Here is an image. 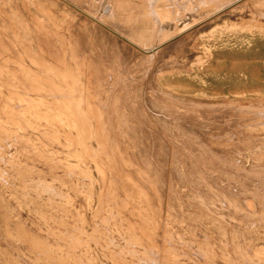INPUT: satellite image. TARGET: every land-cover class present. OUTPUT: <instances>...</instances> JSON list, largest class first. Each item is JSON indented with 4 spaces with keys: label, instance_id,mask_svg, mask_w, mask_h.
Listing matches in <instances>:
<instances>
[{
    "label": "rangeland",
    "instance_id": "374dc122",
    "mask_svg": "<svg viewBox=\"0 0 264 264\" xmlns=\"http://www.w3.org/2000/svg\"><path fill=\"white\" fill-rule=\"evenodd\" d=\"M0 1H4L3 3L0 2V43L6 48L8 46L9 49L11 43L15 41L12 40L14 31L16 32L20 30L17 33L19 34V39L20 37L22 39V41L21 39L20 41L25 46V53H23L24 57H27L26 60L29 59L27 60V63H29L31 59L33 69L36 70V75H39L37 76V78L39 77L38 84H42L41 86L39 85L36 94L38 97H43L48 92L54 90H50V88L53 87L47 82L48 78L46 77L48 74L45 73L47 72L45 67L48 66L53 59H59L62 57L66 42L52 31L47 22L43 18L41 19L39 14L34 12L36 7L34 4L27 5V3L21 2V0ZM79 2L82 6L79 5ZM52 3L55 13L57 12L56 15H61L63 13L67 15V12H70V15H67L71 18L68 29L71 38L70 49L72 50L73 55L75 56L74 60L81 71L80 82L83 87L81 101L85 109L91 107V117L93 116L91 118L93 120V122L91 120V126L94 129L93 132L95 134L92 133V135L96 138L94 137L91 139V147H95L96 143L93 141L94 139L102 140L100 137H104L105 144L101 142L100 145L102 147L104 145L102 148L104 152H108L113 156L116 169L112 171L111 169L106 168L104 176L101 177L97 174L94 175L97 182L83 185L79 189L78 182H76V179L72 177L70 172L71 166L75 165L73 161L75 162L74 159L77 156L76 150H78V148L76 145L72 148H66L62 145L63 142H76V137L74 138L75 135L66 130L64 126H61L60 124L57 125L49 117L44 118L39 116V120L37 118L36 132L43 135L41 136L39 133V135L36 134L37 138L39 136L37 139L39 143V147L37 148L38 151L36 150L33 156L27 157V154L18 150L20 154L19 173L17 176H14L12 172H8L9 170L7 171L10 178H16V180H14L16 187L14 189L8 187V190H4L0 187V264H66L67 262H70L69 264H150L146 261V258L149 260H155L157 254V252L149 251L147 249L149 238L146 235L148 233L147 228L151 225L150 223H152L151 238L155 241L157 246H162L161 239L164 232L167 231L169 233L165 235L166 238L164 237V239H166L164 244H167L169 240L171 241L169 242L171 254L169 263H172L173 261L175 264H208L205 260H200L197 257L199 254L201 255L199 251L205 249L204 251H206L207 255L217 259L220 264H248L250 260L251 262L249 264H263L264 216L262 215H264V172L262 171H264V163H262V161L264 162V160L257 163L254 159L258 154L264 152V141L262 137H259L256 134L249 135L239 133V125L245 120V118L240 117L244 113L243 109L233 105L228 106L226 103L204 97V94L211 95L214 91L217 92V90H220V92H222L225 89H223L224 87L213 84L215 81L213 76L200 74L196 65L197 60L204 61L205 59V53L201 50L202 46H212L210 41L211 38H208L207 35L204 36V34L211 36L210 34L213 32L211 30L217 24H219V27L216 26L214 32H222L225 36L223 40L216 39L218 41L216 42V48L214 50H217L218 52H227L229 48L228 46L235 44L236 38L241 35H245L253 40L264 39V30H262V33L259 35V29H256V27H259L258 24L264 25V22L261 20L253 22L248 11L242 13L236 12L233 15H227L228 17H225L227 18L225 19V22L227 21L228 24L231 23L232 25H237L238 27L245 29H247V26L251 27L254 32L252 29H250L251 31H240L238 28L236 31H239L238 33L240 34H237L235 35L236 37H234V35L228 31L229 28L224 27L219 22L217 24L210 23L205 26L203 25L201 26L202 28H196L192 30V32L184 34V36L181 35L179 37L177 36L178 33H175L168 38V41V39H164L161 36L162 33L167 31L166 27H162L161 32L159 33V37L160 39L162 38V40L158 37V40H155L156 43L151 44L148 32L145 28L132 27L124 24L123 21L106 20L105 22H99L100 24H96L95 21H99L96 18L101 7H103L104 0L102 2L100 0V3H102L99 4L100 7L97 3V5H90L85 2V0H79L78 2L75 0H59L57 2L56 0L55 2L52 1ZM85 5H87V7ZM9 8L12 9L10 10ZM8 13H10V15ZM15 13L20 17L17 20H15V18L18 17H14V15H16ZM11 15L13 17H11ZM229 18L233 19L231 20ZM85 19H88V22ZM16 22L19 23L17 24ZM19 24H21L20 28L18 26ZM93 24H95V26ZM22 26H25L26 29L24 27L22 28ZM27 26L29 29H27ZM98 26L101 28H98ZM109 26L113 28L111 29ZM114 30L119 33H115ZM140 30L144 31L143 35H140ZM196 30L198 31L197 34ZM26 31L30 33L31 36ZM250 32H253L254 35H249ZM32 36L33 38H31ZM227 36H229L228 39ZM146 46H149V48L147 49ZM155 47L159 48V50L162 47L161 49L163 50H158L159 52H156L157 55L155 61L150 62L146 54L150 49H154ZM138 50L141 51L138 52ZM142 51H144V55L141 54ZM139 53L141 55H139ZM183 53L184 57L182 55ZM2 54H4L6 58L14 56L7 52H3ZM39 54L41 55L39 56ZM158 55L159 57H157ZM46 57L49 58L47 59ZM35 58L38 60H35ZM39 59H42V61ZM181 60H183V62ZM37 63L40 64L41 69ZM226 65L229 66L228 60L226 61ZM143 67L145 69L147 68L146 70L149 73L143 69ZM148 68H150V70ZM155 70L157 73H163L164 70L165 72L162 75H158L154 72ZM142 71L145 73L142 74ZM172 71L174 72L172 73ZM40 77L43 82L40 81ZM149 81H151V83ZM204 86H206V88ZM155 87H157V89ZM159 89L160 91H158ZM197 93L199 95H197ZM195 100L197 102H195ZM207 103L208 105L210 104V106H208ZM220 105L222 107H220ZM213 111L216 112L213 113ZM191 113L193 115H191ZM248 116L251 117L249 114L246 118H249ZM53 127L56 128L57 131L60 130V132L58 131L62 142H58L60 144L53 142V135L50 134L53 132ZM50 129L51 132H48ZM62 132H65L64 134L66 136L63 135ZM230 133H232V135ZM72 134L74 136H70ZM209 135L211 136L209 137ZM245 135H248L250 139L252 138L251 141L247 140L249 137ZM225 136L228 138L226 139ZM241 136L243 138H241ZM40 137L42 138L40 139ZM70 137L73 138L70 139ZM233 137H235V139ZM42 139L46 142L41 141ZM252 140H254V142ZM40 143L41 145L43 144V147H40ZM227 143L229 145H227ZM171 145L173 146V149ZM79 149L82 150L81 155L84 154V157L87 150L83 148ZM53 151L55 152L53 153ZM56 153L60 155L57 157L58 160H56ZM41 157L46 158L47 160L42 159ZM65 160L67 161V164H65ZM33 161H35V163ZM235 161H237L238 164L234 163ZM229 162L230 165L233 164V168L228 165ZM221 163L223 167H221ZM224 165L228 166L225 167ZM235 167L237 169H235ZM60 168L61 170H59ZM214 169L216 171H214ZM254 171L258 172L260 175L258 173L256 175ZM81 172L83 176L88 178L89 174L85 168L81 169ZM244 173L247 174V176L249 175L248 179ZM113 174H115V177ZM62 175L64 177H62ZM39 178L41 180H39ZM115 178L117 181L116 184L113 182ZM250 178L252 179L250 180ZM62 179L66 180L63 181ZM253 180L258 183L255 184ZM63 182L65 183V187ZM107 182H109L110 185ZM221 182L225 185H222ZM71 185L73 186L70 187ZM207 185L210 186L208 187ZM253 187L255 189L258 187V189L255 190ZM241 188L244 193L241 191ZM229 190H232L231 193ZM116 191L118 192L117 195ZM95 193L96 195H94ZM30 194L32 196H30ZM67 194H70L73 198H71L72 200L68 203L65 200ZM262 195L263 199H261ZM215 196H219V198ZM123 198H126L127 200L124 199L125 201H123ZM197 200L202 204L205 202V204L202 205L197 203ZM251 201L253 202L251 203ZM257 201L259 202V205H257ZM221 202L223 204L222 206L220 205ZM110 203L111 205H108ZM125 204L127 205L125 206ZM253 204L256 205L251 207ZM260 204H262V206H260ZM123 205L125 208L122 207ZM219 206H221L222 209H220L221 207ZM207 207H209L210 210ZM201 208H204L205 211ZM243 210L244 212H242ZM213 213L216 214L214 215ZM220 213L221 215H224L221 217ZM214 218L216 219L214 220ZM162 219L166 220H164V223L166 222L165 224ZM133 220L136 222L135 224L133 223ZM218 221H220V224ZM198 224L200 226H198ZM229 224L231 225L229 226ZM74 227L86 231V234L84 235L79 231H75V237L81 238L80 248L78 249L72 247L69 239V233L73 231L72 229H74ZM142 227H144V229H142ZM220 230L223 232L221 233ZM227 231L228 233H226ZM218 233L223 236L220 237ZM227 234L230 237H228ZM145 236L146 238H144ZM169 237H171V239L168 240L167 238ZM139 238H141L140 244L143 248L141 246H137L135 250H130L128 248V252L127 249H125L124 253L129 254H124L125 258H123L120 255L121 247L123 245L125 246L126 242H131L133 239L138 240ZM89 239H91L92 242ZM238 240L240 242H238ZM219 241H221V244ZM228 243L230 244L229 247ZM69 245L70 247H68ZM171 247L174 248L172 249ZM244 247L247 248L245 249ZM248 250H250V252H247ZM67 254L70 257L67 256ZM133 255L135 259H133ZM130 256H132V259L129 258ZM176 256H178V258ZM77 257H79L78 259L81 258V260H77ZM175 257L177 258L176 260H174ZM192 257L195 258L193 259ZM67 258L71 260L69 261ZM243 258L247 261H243ZM248 258H250V260ZM196 259H199L200 261H197ZM66 260L68 261L66 262ZM75 260H77L76 263Z\"/></svg>",
    "mask_w": 264,
    "mask_h": 264
},
{
    "label": "bare ground",
    "instance_id": "6f19581e",
    "mask_svg": "<svg viewBox=\"0 0 264 264\" xmlns=\"http://www.w3.org/2000/svg\"><path fill=\"white\" fill-rule=\"evenodd\" d=\"M10 1V0H9ZM13 1V0H12ZM18 1V0H17ZM53 2H55L56 0H21V2L27 3L28 4H34L36 7L34 9V12H36L37 14H39V16L41 17V19L43 18L48 26L52 29V31L54 33H56V35H58L59 37H61L63 40H65L66 42V47L65 50L63 51L62 57H60L59 59H53L52 62L45 67V70H47V72H45L46 74H48V76L46 78H48L47 82L50 86H52L54 89L53 91L48 92L47 94H45L43 97H38V95L36 94L37 89L39 88L40 83L38 84V79L36 75V70L33 69V65L31 63V59H30V64L27 63V57H24L25 53V46L22 44V39L20 41L19 39V34L17 33L18 31H14L13 33V39L15 40L14 42L11 43L10 48L8 49L4 47L1 43H0V187L3 188L4 190H8V187L11 188H15L16 184L15 181L16 178H10L8 172H12L13 175L17 176L18 169H19V152H23L25 154H27L29 156H33L37 150V148L39 147V143H38V138L37 135L38 134L37 131V118L39 120V116H42L44 118L49 117L53 122H55L57 125L60 124L61 126H64L66 128V130H68L70 133H73L70 136H74V138L76 139L74 143L72 142H61L60 137H59V133L60 130L57 131L56 128L53 129V132L50 133L53 136V142L54 143H62L63 146H65L66 148H72V147H76L78 148L77 151V156L74 159L75 162L73 161V163L75 164L74 166H71L70 172L72 177H74L76 179V182H78V188L80 189L83 185H88V184H93L94 182H97L95 179V174L100 175L101 177L104 176L105 170L107 169H111L112 171L114 169H116L115 166V162L113 161V156L111 154H109L108 152H104V150L102 149L103 147L100 145V143L102 142L104 143V137H100L102 138V140H96L94 139L93 141L96 143L95 147H91V139H93V134H95L93 132V128L91 126V123L93 122V120L91 119V110L90 108L85 109L84 105L82 104L81 101V95H82V84L80 82V75H81V71L78 67V65L76 64L75 60H74V55L71 48V38H70V33H69V25H70V21L71 18L69 16H67L69 13L67 12V15H65L64 13L61 15H56L55 10L53 9ZM59 0H57L58 2ZM75 1H79V0H75ZM84 1V0H83ZM103 0H101L102 2ZM2 2V1H0ZM4 2V1H3ZM2 2V3H3ZM61 2V1H60ZM64 2V1H63ZM70 2V1H69ZM82 2V1H81ZM85 2L89 3L90 5L93 4H102L100 3V0H85ZM1 3V4H2ZM62 3V2H61ZM67 3V1H66ZM65 3V4H66ZM71 3V2H70ZM69 3V4H70ZM74 3V2H73ZM76 3V2H75ZM5 4V3H4ZM7 4V3H6ZM17 4V3H16ZM19 4V2H18ZM63 4V3H62ZM64 4V5H65ZM72 4V3H71ZM78 4V3H76ZM96 4V5H97ZM55 5V3H54ZM79 5L80 2H79ZM95 5V6H96ZM2 6V5H1ZM77 6V5H76ZM74 6V7H76ZM82 6V5H81ZM87 7V5H85ZM94 6V7H95ZM5 7V6H4ZM13 7V6H12ZM57 7V6H56ZM64 7V6H63ZM67 7V6H66ZM70 7V6H68ZM93 7V6H92ZM100 7V5H99ZM98 7V9H99ZM16 8V7H15ZM10 9V8H9ZM12 9V8H11ZM10 9V10H11ZM73 9V8H72ZM76 9V8H74ZM66 10V9H65ZM91 10V9H90ZM88 10V11H90ZM17 11V9H16ZM32 11V10H30ZM82 11V10H81ZM84 12H86L85 10H83ZM244 11H248L251 17V20L253 22H257L259 20L264 22V0H104L103 3V7H101L100 12L98 13L97 16V12H96V16L99 21H95L96 24H100L99 22H105L106 20L108 21H123L124 24L132 26V27H136V28H145V30L148 32V36L150 39V43L154 44L156 43L155 40H158L157 38L160 36V32H161V28H167V31L165 33H162V37L164 39H168L170 38L172 35H174L175 33H178L177 36H181L184 34H187L189 32H192V30L196 29V28H202L201 26H205L207 24L210 23H221L224 27L229 28L228 31H230L234 37H236L235 35L240 34L238 33L239 31H236V29H240V31L243 30H248L251 31L250 29L253 30V28L251 27H246L245 28H241L238 27L237 25H229L228 22H225V18L227 15H233L236 12H244ZM13 12V10H12ZM22 12V11H21ZM65 12V11H64ZM77 12V11H75ZM93 12V11H92ZM95 12V9H94ZM79 13V12H78ZM81 13V12H80ZM87 13V12H86ZM91 13V12H89ZM10 15V13H8ZM7 14V16H8ZM14 14V12H13ZM12 14V15H13ZM16 14V13H15ZM21 14V13H20ZM77 14V13H75ZM74 14V15H75ZM246 14V15H249ZM11 15V17H13ZM70 15V14H69ZM72 15V14H71ZM85 15V14H83ZM87 15V14H86ZM95 15V14H94ZM16 15H14V17H16ZM88 16V15H87ZM94 16V17H96ZM10 17V18H11ZM18 18H15V20L19 19L20 17L17 16ZM35 17V16H34ZM74 17V16H72ZM77 17V16H76ZM93 17V15H92ZM228 17V16H227ZM249 17V18H250ZM23 18V17H22ZM82 18V17H81ZM91 18V17H89ZM9 19V18H8ZM76 19V18H75ZM80 19V18H79ZM93 19V18H91ZM231 19V18H229ZM233 19V18H232ZM231 19V20H232ZM245 19V18H244ZM21 20V19H20ZM19 20V21H20ZM73 20V19H72ZM81 20V19H80ZM79 20V21H80ZM88 22V19H85ZM11 21V20H10ZM41 21V20H40ZM77 21V20H76ZM234 21V20H233ZM2 22V21H1ZM12 22V21H11ZM14 22V21H13ZM24 22V21H23ZM22 22V23H23ZM44 22V21H43ZM78 22V21H77ZM239 22V21H238ZM17 24L19 22H16ZM15 23V24H16ZM35 23V22H34ZM41 23V22H39ZM45 23V22H44ZM234 23V22H233ZM244 23V22H243ZM260 23V22H259ZM16 24V25H17ZM26 24V23H25ZM89 24V23H88ZM4 25V24H3ZM19 24V28H20ZM27 25V24H26ZM25 25V26H26ZM44 25V24H43ZM82 25V24H81ZM95 26V24H93ZM110 25V24H109ZM259 27L256 29L258 30L259 35L262 33V30H264V25H260L258 24ZM25 26H22V28L24 27L26 29ZM46 26V25H45ZM103 26V24H102ZM105 26V24H104ZM217 27H219V24L216 25ZM216 26L211 30L213 31L209 36L208 34H204V36H208V38H211V43L212 46L209 47V45H203L202 49L203 52L205 53V59L204 61L202 60H197V68L200 74H204V75H211L214 78V85L216 86H220V87H224L223 89H225L224 91L220 92V90L217 92L214 91V93H212L211 95H206L204 94V97H208L223 103H226V105H233V106H237L241 109L244 110V113L242 116L245 118V120L240 123L239 125V133L240 134H256L259 137H262L263 141H264V39H258V40H253L248 38L245 35H241L240 37L236 38V42L235 44L228 46V50L226 51H222V52H218L217 50H214L216 47V42L218 40H223L225 34H222V32L220 33H216L214 32ZM30 27V26H29ZM107 27V26H106ZM110 27V26H109ZM4 28V27H3ZM32 28V27H30ZM98 28H101L98 26ZM111 28V27H110ZM113 28V27H112ZM111 28V29H112ZM135 28V29H136ZM7 29V27H6ZM18 29V28H17ZM27 29L28 26H27ZM23 30V29H22ZM104 30V29H103ZM164 30V29H163ZM256 30V31H257ZM7 31V30H6ZM25 31V30H24ZM28 31V30H27ZM26 31V32H27ZM105 31V30H104ZM115 31V30H114ZM130 31V30H129ZM135 31V30H134ZM24 32V33H26ZM118 32V31H117ZM115 31V33H117ZM140 35H143L142 30L139 31ZM164 32V31H163ZM197 30H196V34H197ZM254 32V30H253ZM253 32H250L249 35H252ZM6 33V32H5ZM28 33V32H27ZM109 33V32H108ZM119 33V32H118ZM138 33V32H137ZM30 35V33H28ZM96 34V33H95ZM114 34V33H113ZM6 35V34H5ZM27 35V34H26ZM126 35V34H125ZM135 35V32H134ZM192 35V34H191ZM254 35V34H253ZM4 36V35H2ZM12 36V35H10ZM23 36V35H21ZM31 36V35H30ZM111 36V35H110ZM120 36V35H119ZM145 36V35H144ZM176 36V35H175ZM174 36V37H175ZM9 37V36H8ZM28 37V36H27ZM26 37V38H27ZM233 37V38H234ZM23 38V37H22ZM33 38V36L31 37ZM115 38V37H114ZM127 38V37H126ZM189 38V37H188ZM187 38V39H188ZM200 38V36H199ZM229 38V36H227V39ZM232 38V39H233ZM24 39V38H23ZM146 39V38H145ZM160 39V37H159ZM173 39V38H172ZM184 39V38H183ZM193 39V38H192ZM218 39V40H216ZM9 40V39H8ZM32 40V39H31ZM30 40V41H31ZM74 40V39H73ZM162 40V38L160 39ZM159 40V42H160ZM171 40V39H170ZM28 41V40H27ZM165 41V40H163ZM169 41V39H168ZM174 41V40H173ZM179 41V39H178ZM191 41V39H190ZM196 41V40H195ZM230 41V40H229ZM4 42V40H3ZM90 42V41H89ZM167 42V41H166ZM232 42V41H231ZM10 43V42H9ZM26 43V41H25ZM28 43V42H27ZM149 43V44H150ZM158 43V42H157ZM162 43V42H161ZM8 44V43H7ZM34 44V42H33ZM75 44V43H74ZM160 44V43H159ZM158 44V46H159ZM175 44V43H174ZM173 44V45H174ZM190 44V43H189ZM188 44V45H189ZM197 44V43H196ZM37 45V44H36ZM172 45V44H171ZM192 45V44H191ZM6 46V44H5ZM27 46V45H26ZM35 46V45H34ZM145 46V45H144ZM150 46V45H149ZM149 46L147 47V49L149 48ZM152 46V45H151ZM155 46V45H154ZM157 46V45H156ZM163 46V45H161ZM190 46V45H189ZM199 46V44H198ZM32 47V46H30ZM164 47V46H163ZM212 47V48H211ZM36 48V47H35ZM143 48V47H141ZM162 48V47H161ZM160 50H163L161 49ZM29 49V47H28ZM33 49V48H32ZM165 49V48H164ZM30 50V49H29ZM38 50V49H37ZM40 50V49H39ZM78 50V49H77ZM142 50V49H141ZM140 50V51H141ZM159 50V48L155 47L154 49H150L147 52V56H148V60L150 62L155 61V57H156V52ZM159 50V51H160ZM186 50V49H185ZM221 50V49H220ZM34 51V50H33ZM138 50V52H140ZM158 51V52H159ZM198 51V50H197ZM3 52H7V53H11L14 56L11 58H6L4 56V54H2ZM28 52V51H27ZM37 52V51H36ZM42 52V51H41ZM40 52V53H41ZM144 51H142V55ZM185 52V51H184ZM31 53V52H29ZM35 53V52H34ZM173 53V52H172ZM201 53V52H200ZM38 54V53H36ZM35 54V56H36ZM139 53V55H141ZM193 54V53H192ZM227 54V55H226ZM232 54V56H231ZM28 55V54H27ZM41 54H39L40 56ZM44 55V54H43ZM184 57V53L182 54ZM203 55V54H202ZM4 56V57H3ZM7 56V55H6ZM45 56V55H44ZM47 56V55H46ZM191 56V55H190ZM159 57V55L157 56ZM162 57V55H161ZM188 57V56H187ZM192 57V56H191ZM200 57V56H199ZM198 57V58H199ZM202 57V56H201ZM45 58V57H44ZM47 58V57H46ZM49 58V57H48ZM47 58V59H48ZM171 58V57H168ZM174 58V56H173ZM196 58V57H195ZM34 59V57H33ZM43 59V58H42ZM42 59H39L42 61ZM46 59V60H47ZM77 59V58H76ZM163 59V58H162ZM182 59V58H181ZM184 59V58H183ZM190 59V58H189ZM35 60H38L35 58ZM147 60V59H146ZM145 60V61H146ZM147 60V61H148ZM160 60V59H159ZM165 60V59H164ZM171 60V59H169ZM173 60V59H172ZM229 61V66L226 65V61ZM45 61V59H44ZM166 61V60H165ZM177 61V60H175ZM174 61V62H175ZM179 61V60H178ZM183 62V60H181ZM186 61V60H185ZM33 63H35L34 61H32ZM160 62V61H159ZM164 62V61H163ZM173 62V61H172ZM41 63V62H40ZM43 63V62H42ZM157 63V62H156ZM167 63V61H166ZM177 63V62H176ZM186 63V62H185ZM192 63V62H189ZM188 63V64H189ZM38 64V63H37ZM46 64V63H45ZM44 64V65H45ZM83 64V62H82ZM148 64V63H146ZM145 64V65H146ZM150 64V63H149ZM187 64V63H186ZM40 67V64H38ZM36 65V66H38ZM144 65V63H143ZM167 65V64H166ZM81 66V65H80ZM194 66V65H193ZM148 67V66H147ZM161 67V66H160ZM163 67V66H162ZM192 67V66H190ZM36 68V67H34ZM43 68V67H42ZM167 68V67H165ZM164 68V69H165ZM170 68V67H169ZM183 68V67H181ZM187 68V66H186ZM41 69V67H40ZM143 69H145L143 67ZM147 69V68H146ZM145 69V70H146ZM150 70V68H148ZM159 69V68H158ZM162 69V68H161ZM160 69V70H161ZM173 69V68H171ZM175 69V67H174ZM173 69V70H174ZM39 70V69H38ZM154 70V69H153ZM167 70V69H166ZM169 70V69H168ZM193 70V69H192ZM191 70V72H192ZM40 71V70H39ZM144 71V70H143ZM142 71V74L145 73ZM147 71V70H146ZM158 71V70H157ZM163 71V69H162ZM160 71V72H162ZM194 71V70H193ZM196 71V70H195ZM41 72V71H40ZM148 72V71H147ZM152 72V71H151ZM155 73L156 70L154 71ZM165 72V70H164ZM163 72V73H164ZM170 72V71H169ZM174 71H172L173 73ZM179 72V71H178ZM149 73V72H148ZM146 73V74H148ZM163 73H157L158 75H162ZM171 73V72H170ZM182 73V72H181ZM186 73V72H184ZM44 74V71H43ZM198 74V73H197ZM153 75V74H152ZM44 76V75H43ZM148 76V75H146ZM173 76V75H172ZM42 77V76H41ZM40 77V79H41ZM171 77V76H169ZM204 77V76H203ZM153 78V77H152ZM159 78V77H158ZM157 78V80H158ZM207 79V78H206ZM107 80V79H105ZM110 80V79H109ZM151 80V79H150ZM153 80V79H152ZM202 80V79H201ZM42 81V79L40 80ZM154 81V80H153ZM156 81V80H155ZM43 82V81H42ZM41 82V83H42ZM124 82V81H123ZM151 83V81H149ZM106 83V82H105ZM110 83V81H109ZM154 83V82H153ZM204 83V82H203ZM113 84V83H112ZM124 84V83H123ZM143 84V82H142ZM197 84V82H196ZM42 85V84H41ZM40 85V86H41ZM108 85V84H107ZM145 85V84H144ZM148 85V84H147ZM112 86V85H111ZM159 86V85H158ZM165 86V85H164ZM110 87V86H109ZM206 88V86H204ZM219 87V88H220ZM146 88V87H145ZM144 88V89H145ZM153 88V87H152ZM157 89V87H155ZM163 88V87H162ZM161 88V89H162ZM143 89V90H144ZM154 89V88H153ZM152 89V90H153ZM142 90V92H143ZM168 90V89H167ZM39 91V90H38ZM141 91V90H140ZM160 91V89L158 90ZM163 91V90H162ZM210 91V90H209ZM141 92V93H142ZM211 92V91H210ZM140 93V94H141ZM162 93V92H161ZM167 93V92H165ZM209 93V92H207ZM149 94V93H148ZM172 94V93H171ZM202 94V93H201ZM197 95H199L197 93ZM206 95V96H205ZM149 96V95H148ZM200 97V96H199ZM144 98V97H143ZM197 98V97H196ZM153 99V98H151ZM199 99V98H198ZM94 100V99H93ZM155 100V99H153ZM197 100V99H196ZM195 100V102H197ZM205 100V99H204ZM139 101V100H138ZM143 101V100H142ZM140 101V102H142ZM191 101V100H190ZM192 102V101H191ZM201 102V101H200ZM198 102V103H200ZM213 102V101H212ZM211 102V103H212ZM98 103V102H97ZM194 103V102H192ZM197 103V104H198ZM203 103V102H202ZM210 103V102H208ZM207 103V105H208ZM96 104V103H95ZM215 104V103H214ZM99 105V104H98ZM101 105V104H100ZM203 105V104H202ZM206 105V104H205ZM104 106V104H103ZM173 106V105H172ZM210 106V104L208 105ZM224 106V105H223ZM94 107V106H93ZM97 107V105H96ZM99 107V106H98ZM220 107H222L220 105ZM232 108V107H231ZM165 109V108H164ZM179 109V108H178ZM177 109V110H178ZM199 109V108H198ZM219 109V108H218ZM227 109V108H226ZM192 111V110H191ZM194 111V110H193ZM96 112V111H94ZM99 112V111H98ZM199 112V111H198ZM206 112V111H205ZM216 112V111H215ZM213 111V113H215ZM221 112V111H220ZM185 113V111H184ZM196 113V112H194ZM233 113V112H232ZM236 113V112H235ZM238 113V112H237ZM93 114V113H92ZM96 114V113H95ZM179 114V113H178ZM190 114V113H189ZM242 114V113H241ZM240 114V115H241ZM251 117L246 118L247 115H249ZM98 115V114H97ZM182 115V114H180ZM191 115H193L191 113ZM236 115V114H235ZM100 117V116H99ZM201 117V115H200ZM199 117V118H200ZM227 117V116H226ZM97 118V117H96ZM198 118V117H197ZM94 119V118H93ZM99 119V118H98ZM92 120V122H91ZM243 120V119H242ZM47 121V120H46ZM48 122V121H47ZM96 122V121H95ZM202 122V121H201ZM39 123V122H38ZM40 124V123H39ZM45 124V123H44ZM55 124V125H56ZM49 125V124H48ZM59 125V126H60ZM152 125V124H151ZM44 126V125H43ZM196 126V125H195ZM50 127V126H49ZM52 127V126H51ZM157 127V126H156ZM235 127V126H234ZM58 128V127H57ZM210 128V127H209ZM49 129V128H48ZM47 129V130H48ZM64 129V128H63ZM62 129V130H63ZM65 130V129H64ZM65 130V132H66ZM38 131H39V127H38ZM46 132V131H45ZM44 132V133H45ZM51 132V129L50 131ZM62 132L63 135H65ZM47 133V132H46ZM68 133V132H67ZM66 133V134H67ZM40 134V133H39ZM38 134V135H39ZM232 135V133H230ZM41 136L43 134H40ZM62 135V134H61ZM69 135V134H68ZM255 135V136H256ZM66 136V135H65ZM211 135H209L210 137ZM228 136V135H227ZM237 136V135H236ZM239 136V134H238ZM243 136V135H242ZM241 136V138H243ZM248 136V135H245ZM257 136V137H258ZM229 137V136H228ZM227 137V138H228ZM249 137V136H248ZM42 137H40L41 139ZM46 138V137H45ZM51 138V137H50ZM63 138V137H62ZM73 138V137H72ZM70 137V139H72ZM96 138V137H95ZM99 138V137H98ZM226 138V136H225ZM226 138V139H227ZM235 139V137H233ZM239 138V137H238ZM237 138V139H238ZM39 139V140H40ZM44 139V137H43ZM41 140V141H45V140ZM65 139V137H64ZM67 139V138H66ZM214 139V138H213ZM216 139V138H215ZM224 139V138H223ZM222 139V140H223ZM236 139V140H237ZM240 139V138H239ZM246 139V138H245ZM252 139V138H251ZM250 137L247 140H250ZM256 139V138H255ZM261 139V138H260ZM48 140V139H46ZM63 140V139H62ZM96 140V141H95ZM212 140V139H211ZM230 140V139H229ZM234 140V141H236ZM68 141V140H66ZM72 141V140H71ZM242 141V140H241ZM254 142V140H252ZM256 141V140H255ZM46 142V141H45ZM52 142V140H51ZM107 142V141H106ZM220 142V140H219ZM50 143V142H48ZM58 143V144H60ZM218 143V142H215ZM229 143V141H228ZM227 143V145H229ZM232 143V142H231ZM53 144V143H52ZM224 144V143H223ZM222 144V145H223ZM226 144V142H225ZM244 144V143H243ZM242 144V145H243ZM43 145V144H42ZM40 143V147L42 146ZM48 145V144H47ZM45 145V146H47ZM61 145V146H62ZM213 145V144H211ZM247 145V144H246ZM262 145V144H261ZM108 146V145H107ZM172 146V145H171ZM237 146V144H236ZM43 147V146H42ZM49 147V146H48ZM53 147V146H50ZM170 147V146H169ZM215 147V146H214ZM227 147V146H225ZM232 147V146H231ZM79 148H83L87 150V153H85V156L83 157V155H81V151ZM171 148V147H170ZM219 148V146H218ZM222 148V147H221ZM224 148V146H223ZM229 148V147H228ZM233 148V147H232ZM238 148V147H236ZM173 149V146H172ZM254 149V148H253ZM257 149V148H256ZM259 149V148H258ZM264 149V148H263ZM42 150V148H41ZM40 150V151H41ZM53 150V149H52ZM68 150V149H67ZM175 150V149H174ZM38 151V150H37ZM46 151V150H45ZM48 151V150H47ZM186 151V150H185ZM255 151V150H254ZM263 151V150H262ZM55 151H53L54 153ZM86 152V151H85ZM247 152V151H245ZM244 152V153H245ZM253 152V151H252ZM250 152V153H252ZM188 153V152H187ZM48 155V154H47ZM56 160H58V153H56ZM71 155V154H70ZM188 155V154H187ZM248 155V154H247ZM50 156V155H49ZM60 156V155H59ZM73 156V155H72ZM190 156V155H189ZM45 157V156H44ZM54 157V156H53ZM52 157V158H53ZM63 157V156H62ZM70 157V156H69ZM248 157V156H247ZM34 158V157H33ZM32 158V159H33ZM40 158V157H39ZM42 158V157H41ZM67 158V156H66ZM47 160L46 158H42ZM49 159V158H48ZM65 159V158H63ZM71 159V158H70ZM100 161L98 162L97 161ZM253 159V158H251ZM28 160V159H27ZM40 160V159H39ZM55 160V158H54ZM68 160V159H67ZM72 160V159H71ZM187 160V159H186ZM231 160V159H230ZM229 160V161H230ZM257 163H260L262 160H264V152L258 154L255 159H254ZM23 161V160H22ZM30 161V160H29ZM38 161V160H37ZM36 161V162H37ZM60 161V159H59ZM66 161V160H65ZM189 161V160H188ZM242 161V160H241ZM253 161V160H252ZM32 162V161H31ZM35 163V161H33ZM47 162V161H45ZM44 162V163H45ZM56 162V161H55ZM240 162V161H239ZM247 162V161H246ZM39 163V161H38ZM49 163V162H47ZM64 163V162H63ZM69 163V162H68ZM232 163V162H231ZM234 163H237V161H235ZM249 163V162H248ZM262 163H264L262 161ZM40 164V163H39ZM67 164V161L66 163ZM191 164V163H190ZM238 164V163H237ZM255 164V163H254ZM52 165V164H51ZM63 165V164H62ZM117 165V164H116ZM220 165V163H219ZM230 165V162L229 164ZM227 165V166H228ZM233 164H231L230 166H232ZM243 165V163H242ZM262 165V164H261ZM56 166V165H55ZM59 166V164H58ZM225 166V165H224ZM225 166V167H227ZM29 167V166H28ZM37 167V166H36ZM68 167V166H67ZM70 167V166H69ZM85 168V170L88 172L89 176L88 178H86L85 176L82 175L81 169ZM206 167V166H205ZM221 167L222 163H221ZM220 167V168H221ZM237 167V166H236ZM235 167V169H237ZM242 167V166H241ZM240 167V168H241ZM41 168V167H40ZM59 168V167H58ZM62 168V167H61ZM61 168L59 170H61ZM230 168V167H229ZM228 168V169H229ZM233 168V166L231 167ZM257 168V167H255ZM259 168V166H258ZM26 169V168H25ZM63 169V168H62ZM185 169V168H184ZM209 169V168H208ZM250 169V168H249ZM248 169V170H249ZM262 169V168H260ZM9 170V171H8ZM35 170V169H34ZM58 170V169H57ZM66 170V169H65ZM110 170V171H111ZM183 170V169H182ZM186 170V169H185ZM211 170V169H210ZM240 170V169H239ZM246 170V169H245ZM243 170V171H245ZM8 171V172H7ZM33 171V170H32ZM40 171V170H39ZM46 171V170H45ZM52 171V170H50ZM68 171V170H67ZM214 171H216L214 169ZM221 171V170H220ZM232 171V170H231ZM262 171V170H261ZM260 171V172H261ZM21 172V171H20ZM69 172V171H68ZM237 172V171H236ZM248 172V171H247ZM251 172V171H250ZM255 172V171H254ZM253 172V173H254ZM264 172V171H262ZM117 173V172H116ZM218 173V172H217ZM234 173V172H233ZM252 173V174H253ZM256 175L258 172H255ZM254 173V174H255ZM112 174V173H111ZM210 174V173H209ZM219 174V173H218ZM236 174V173H235ZM249 174V173H248ZM251 174V173H250ZM259 174V173H258ZM68 175V174H67ZM70 175V174H69ZM70 175V176H71ZM115 177V174H113ZM111 175V176H113ZM117 175V174H116ZM244 175L247 176V174L244 173ZM243 175V176H244ZM260 175V174H259ZM258 175V176H259ZM19 176V175H18ZM239 176V175H238ZM242 176V175H241ZM249 176V175H248ZM246 177L247 179L249 177ZM251 176V175H250ZM33 177V176H32ZM62 177H64L62 175ZM69 177V176H68ZM71 177V178H72ZM112 177V178H114ZM52 178V177H51ZM50 178V179H51ZM70 178V179H71ZM111 178V180H112ZM245 178V179H246ZM254 178V177H252ZM250 178V180L252 179ZM260 178V176H259ZM30 179V178H29ZM69 179V178H68ZM108 179V178H107ZM210 179V178H207ZM206 179V181H207ZM216 179V178H215ZM241 179V178H240ZM255 179V178H254ZM262 179V178H261ZM39 180H41L39 178ZM43 180V179H42ZM47 180V178H46ZM63 181L66 179H62ZM74 180V179H72ZM104 180V179H103ZM214 180V179H213ZM226 180V179H225ZM232 181V180H231ZM254 181V180H253ZM50 182V180H49ZM57 182L59 183V181L57 180ZM62 182V181H61ZM114 184L117 183L116 178L113 181ZM208 182V181H207ZM210 182V181H209ZM255 182V181H254ZM260 182V180H259ZM20 183V182H19ZM28 183V182H27ZM26 183V184H27ZM42 183V182H41ZM52 183V181H51ZM56 183V182H55ZM68 183V182H67ZM100 183V182H99ZM104 183V182H103ZM109 183V182H107ZM170 183V182H169ZM219 183V182H218ZM243 183V182H242ZM245 183V182H244ZM258 183V182H257ZM255 182V184H257ZM65 183L63 182V185ZM72 184V183H71ZM98 184V183H97ZM222 184V182H221ZM50 185V184H49ZM110 185V183H109ZM170 185V184H169ZM211 185V184H210ZM210 185H207L208 187ZM225 185V184H222ZM244 185V184H243ZM260 185V183H259ZM262 185V184H261ZM40 186V185H39ZM55 186V185H54ZM68 186V185H67ZM73 185H71L70 187H72ZM99 186V185H98ZM212 186V185H211ZM263 186V185H262ZM58 187V186H57ZM65 187V185H64ZM93 187V186H92ZM101 187V186H100ZM220 187V186H219ZM226 187V186H225ZM255 187V185H254ZM253 187V188H254ZM49 188V187H48ZM60 188V187H59ZM206 188V187H205ZM213 188V186H212ZM211 188V189H212ZM114 189V187H113ZM118 189V188H117ZM223 189V188H222ZM242 189V188H241ZM255 189V188H254ZM258 189V187H257ZM255 189V190H257ZM53 190V189H51ZM101 190V189H100ZM109 190V189H108ZM120 190V189H119ZM209 190V189H208ZM216 190V189H215ZM39 191V190H38ZM63 191V190H62ZM107 191V190H106ZM210 191V190H209ZM222 191V190H221ZM232 191V190H231ZM231 191L229 190V192L231 193ZM243 191V189L241 190ZM240 191V192H241ZM249 191V190H248ZM252 191V190H251ZM61 192V191H60ZM64 192V191H63ZM69 192V191H68ZM103 192V190H102ZM109 192V191H108ZM65 193V192H64ZM213 193V192H211ZM219 193V192H218ZM239 193V192H238ZM244 193V191H243ZM248 193V192H247ZM261 193V192H260ZM57 194V193H56ZM118 194V192L116 191V195ZM221 194V193H219ZM228 194V193H227ZM251 194V193H250ZM61 195V194H60ZM96 195V193L94 194ZM237 195V194H236ZM249 195V194H248ZM247 195V196H248ZM30 196H32L30 194ZM39 196V195H38ZM93 196V195H92ZM226 196V195H225ZM228 196V195H227ZM246 196V197H247ZM255 196V195H254ZM4 197V196H3ZM34 197V196H33ZM59 197V196H58ZM107 197V196H106ZM218 197L219 196H215ZM234 197V196H233ZM232 197V198H233ZM263 199V195L261 196ZM7 198V197H6ZM5 198V199H6ZM46 198V197H45ZM52 198V197H50ZM71 195L67 194L65 196V200L66 202H70L71 199ZM120 198V197H119ZM127 198V197H126ZM126 198H123V201L127 200ZM197 198V197H196ZM202 198V197H201ZM221 198V197H220ZM229 198V197H228ZM125 199V200H124ZM129 199V198H128ZM200 199V198H199ZM222 199V198H221ZM235 199V198H234ZM256 199V198H255ZM260 199V200H261ZM8 200V199H7ZM202 200V199H201ZM232 200V199H231ZM241 200V199H240ZM253 200V199H252ZM264 200V199H263ZM223 201V200H222ZM226 201V200H225ZM229 201V200H228ZM233 201V200H232ZM237 201V200H236ZM254 201V200H253ZM251 201V203L253 202ZM259 201V200H258ZM257 201V202H258ZM129 202V201H128ZM204 202V201H203ZM218 202V201H217ZM224 202V201H223ZM260 202V201H259ZM259 202L257 205H259ZM127 203V202H126ZM130 203V202H129ZM197 203L202 204L200 201ZM225 203V202H224ZM228 203V202H227ZM230 203V202H229ZM255 203V202H254ZM262 203V202H261ZM264 203V202H263ZM107 204V203H106ZM122 204V203H120ZM205 204V202H204ZM202 204V205H204ZM213 204V203H212ZM211 204V205H212ZM108 205H111L108 204ZM107 205V206H108ZM127 204H125L126 206ZM210 205V206H211ZM215 205V204H214ZM213 205V206H214ZM221 206L223 205L222 202L220 204ZM225 205V204H224ZM234 205V204H233ZM256 205V204H255ZM254 204L251 205L255 206ZM264 205V204H263ZM15 206V204H14ZM131 206V205H130ZM219 206V207H221ZM228 206V204H227ZM226 206V207H227ZM230 206V204H229ZM232 206V205H231ZM238 206V205H237ZM240 206V205H239ZM260 206H262V204H260ZM124 207V205L122 206ZM129 207V206H128ZM241 207V206H240ZM243 207V206H242ZM125 208V207H124ZM127 208V207H126ZM209 208V207H207ZM235 208V207H234ZM233 208V209H234ZM238 208V207H237ZM264 208V207H263ZM205 211L204 208H201ZM212 209V208H211ZM222 209V207L220 208ZM231 209V208H230ZM252 209V208H251ZM255 209V208H254ZM36 210V209H35ZM208 210V209H207ZM210 210V208H209ZM216 210V209H215ZM213 210V211H215ZM232 210V209H231ZM236 210V209H235ZM261 210V209H260ZM225 211V210H224ZM237 211V210H236ZM239 211V210H238ZM263 211V210H262ZM19 212V211H18ZM216 212V211H215ZM219 212V211H218ZM231 212V211H230ZM244 212V210L242 211ZM250 212V211H249ZM256 212V211H255ZM81 213V212H80ZM143 213V212H142ZM209 213V212H208ZM254 213V212H253ZM113 214V213H112ZM168 214V213H167ZM212 214V212H211ZM214 214V213H213ZM216 214V213H215ZM214 214V215H215ZM255 214V213H254ZM257 214V213H256ZM141 215V213H140ZM204 215V214H203ZM207 215V214H206ZM205 215V216H206ZM219 215V214H218ZM221 215V213H220ZM224 215V214H222ZM221 215V217H222ZM229 215V214H228ZM248 215V213H247ZM252 215V214H251ZM250 215V216H251ZM169 216V215H168ZM237 216V215H236ZM264 216V215H262ZM46 217V216H45ZM126 217V216H125ZM208 217V216H207ZM220 217V216H219ZM129 218V217H128ZM166 218V217H165ZM204 218V217H203ZM211 218V217H210ZM232 218V217H231ZM241 218V217H240ZM239 218V219H240ZM264 218V217H263ZM136 219V218H135ZM134 219V220H135ZM144 219V218H143ZM206 219V218H204ZM213 219V218H212ZM216 218H214L215 220ZM225 219V218H224ZM228 219V218H227ZM126 220V219H125ZM133 223L135 224L136 222ZM140 220V219H139ZM165 219H162L163 223H164ZM213 220V222H214ZM219 220V219H218ZM264 220V219H263ZM136 221V220H135ZM152 221V220H151ZM166 221V220H165ZM201 221V220H199ZM203 221V220H202ZM221 221V220H220ZM218 221V223L220 222ZM225 221V220H224ZM232 221V220H231ZM142 222V221H141ZM209 222V221H208ZM217 222V221H216ZM223 222V221H222ZM238 222V221H237ZM243 222V221H242ZM150 223V222H149ZM162 223V224H163ZM166 223V222H165ZM164 223V224H165ZM168 223V222H167ZM200 223V222H198ZM202 223V222H201ZM232 223V222H231ZM239 223V222H238ZM263 223V222H262ZM133 224V225H134ZM141 224V223H140ZM151 225L147 228V235L148 236V241H149V245H148V250L149 251H154L157 252L155 260H149L146 258V261H148L150 264H175L170 262L169 263V258H170V245L169 242H171L169 239H171V237L167 238L169 241L167 244H164L165 240L164 237L166 238L165 235L169 234L167 231L164 232V234L162 235V246H157L155 241L152 240L151 238V227H152V223H150ZM156 224V223H155ZM205 224V223H204ZM213 224V223H211ZM210 224V225H211ZM220 224V223H219ZM218 224V225H219ZM234 224V222H233ZM242 224V223H241ZM244 224V223H243ZM256 224V222H255ZM81 225V224H80ZM138 225V224H137ZM148 225V224H147ZM146 225V227H147ZM215 225V224H214ZM217 225V226H218ZM231 224H229L230 226ZM248 225V224H247ZM246 225V226H247ZM165 226V225H164ZM168 226V225H167ZM198 226H200L198 224ZM212 226V225H211ZM237 226V225H235ZM242 226V225H241ZM251 226V225H250ZM256 226V225H254ZM263 226V225H262ZM30 227V226H29ZM34 227V226H33ZM134 227V226H133ZM137 227V226H136ZM145 227V226H144ZM144 227H142V229H144ZM154 227V226H153ZM214 227V226H213ZM223 227V225H222ZM233 227V225H232ZM245 227V225H244ZM260 227V226H259ZM141 228V226H140ZM164 228V227H163ZM185 228V227H184ZM220 228V227H219ZM225 228V227H224ZM228 228V227H227ZM246 228V227H245ZM251 228V227H250ZM153 229V228H152ZM157 229V228H155ZM218 229V228H217ZM239 229V228H238ZM73 231L71 233H69V239L71 241L72 247L75 249L80 248V243H81V238L75 237V231H79L82 235L86 234V231L83 229H79L78 227H74V229H72ZM141 230V229H140ZM224 230V229H222ZM237 230V229H236ZM235 230V231H236ZM69 231V230H68ZM162 231V230H161ZM206 231V230H205ZM219 231V230H218ZM221 231V230H220ZM226 231V230H225ZM257 231V230H256ZM32 232V231H31ZM108 232V231H107ZM143 232V230H142ZM223 231H221L222 233ZM241 232V231H240ZM239 232V233H240ZM174 233V232H173ZM228 233V231L226 232ZM250 233V232H249ZM221 236L220 233H218ZM68 235V234H67ZM218 235V236H219ZM256 235V234H255ZM261 235V234H260ZM53 236V235H52ZM90 236V235H89ZM144 236V235H143ZM146 236L144 238H146ZM171 236V235H170ZM226 236V234H225ZM228 236V234H227ZM257 236V235H256ZM263 236V235H262ZM168 237V236H167ZM205 237V235H204ZM230 237V236H228ZM243 237V236H242ZM55 238V237H54ZM143 238V239H144ZM88 239V238H87ZM131 239V238H130ZM141 238L137 239H133L131 242L128 241L125 243V246L123 244L121 249H120V255L125 258L124 254H129V253H124L125 249H127V252L129 251L128 248L130 250H135V248L137 246H141ZM205 239V238H204ZM227 239V238H226ZM244 239V238H243ZM91 241V239H89ZM67 241V240H66ZM116 241V240H115ZM180 241V240H179ZM223 241V240H222ZM228 241V240H227ZM61 242V241H60ZM69 242V241H68ZM84 242V241H82ZM92 242V241H91ZM95 242V241H94ZM181 242V241H180ZM221 244V241H219ZM226 242V241H225ZM238 242H240L238 240ZM59 243V242H58ZM229 243H230V239H229ZM228 243V247L229 244ZM69 244V243H68ZM113 244V243H112ZM118 244V243H117ZM234 244V243H233ZM236 244V243H235ZM174 246V245H172ZM181 246V245H180ZM179 246V247H180ZM225 246V244H224ZM248 246V245H247ZM70 247V245L68 246ZM119 247V245H118ZM143 248V247H142ZM172 248V247H171ZM174 248V247H173ZM172 248V249H173ZM233 248V247H232ZM245 248V247H244ZM247 248V247H246ZM245 248V249H246ZM223 249V247H222ZM230 249V248H229ZM238 249V248H237ZM240 249V248H239ZM199 250V249H198ZM197 250V251H198ZM205 250V249H204ZM199 251V253H201V255L199 254L197 257L200 260H205L208 264H220V262L213 258L210 257L209 255H207L206 251ZM224 250V249H223ZM236 250V249H233ZM143 251V250H142ZM232 251V250H231ZM244 251V250H243ZM246 251V250H245ZM59 252V251H57ZM70 252V251H69ZM68 252V253H69ZM95 252V251H94ZM140 252V251H139ZM144 252V251H143ZM179 252V251H178ZM182 252V251H180ZM192 252V251H191ZM190 252V253H191ZM234 252V251H233ZM241 252V251H240ZM247 252H250V250H248ZM253 252V251H252ZM152 253V252H151ZM236 253V252H235ZM57 254V253H56ZM70 254V253H69ZM153 254V253H152ZM185 254V253H184ZM192 254V253H191ZM194 254V253H193ZM197 254V253H196ZM225 254V253H224ZM248 254V253H247ZM246 254V256H247ZM258 254V253H257ZM261 254V253H259ZM66 255V254H65ZM64 255V257H65ZM137 255V254H136ZM186 255V254H185ZM195 255V254H194ZM228 255V254H227ZM226 255V256H227ZM252 255V253H251ZM67 256H69L67 254ZM98 256V255H97ZM183 256V255H182ZM191 256V255H190ZM224 256V255H223ZM264 256V255H263ZM70 257V256H69ZM73 257V256H72ZM76 257V256H75ZM178 258V256H176ZM175 257L174 260H176L177 258ZM189 257V256H187ZM229 257V256H228ZM239 257V256H238ZM66 258V257H65ZM74 258V257H73ZM72 258V259H73ZM79 257H77V260H81L78 259ZM98 258V257H97ZM130 259H132V256L129 257ZM140 258V257H139ZM138 258V259H139ZM186 258V257H185ZM193 259L195 257H192ZM205 258V259H204ZM230 258V257H229ZM242 258V257H241ZM255 258V257H254ZM261 258V257H260ZM61 259V258H60ZM68 259V258H67ZM133 259L134 255H133ZM191 259V258H190ZM198 259V260H199ZM250 260V258H248ZM69 261L71 259H68ZM66 260V262L68 261ZM75 260V263L76 261ZM141 260V259H140ZM143 260V259H142ZM145 260V258H144ZM143 260V261H144ZM197 260V259H196ZM197 260V261H198ZM199 260V261H200ZM229 260V259H228ZM256 260V259H254ZM62 261V260H60ZM243 261H247L245 260V258H243ZM259 261V260H258ZM263 261V260H262ZM72 262V261H71ZM225 262V261H224ZM238 262V261H237ZM251 262V260H250ZM249 262V263H250ZM260 262V261H259ZM63 263V262H62ZM70 262H67L66 264H69ZM202 263V262H201ZM223 263V262H222ZM248 263V264H249ZM55 264V263H54ZM199 264V263H198ZM253 264V263H252ZM260 264V263H259ZM264 264V263H263Z\"/></svg>",
    "mask_w": 264,
    "mask_h": 264
}]
</instances>
